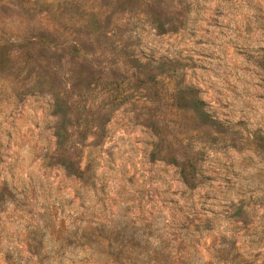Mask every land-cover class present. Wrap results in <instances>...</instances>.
I'll return each mask as SVG.
<instances>
[{
  "label": "rangeland",
  "instance_id": "374dc122",
  "mask_svg": "<svg viewBox=\"0 0 264 264\" xmlns=\"http://www.w3.org/2000/svg\"><path fill=\"white\" fill-rule=\"evenodd\" d=\"M0 264H264V0H0Z\"/></svg>",
  "mask_w": 264,
  "mask_h": 264
},
{
  "label": "trees",
  "instance_id": "16d2710c",
  "mask_svg": "<svg viewBox=\"0 0 264 264\" xmlns=\"http://www.w3.org/2000/svg\"><path fill=\"white\" fill-rule=\"evenodd\" d=\"M203 102V101H202ZM196 108V107H195ZM201 115H203V116H206V117H211L210 116V114H209V112L207 111V110H203L202 109V111H199V110H197Z\"/></svg>",
  "mask_w": 264,
  "mask_h": 264
}]
</instances>
